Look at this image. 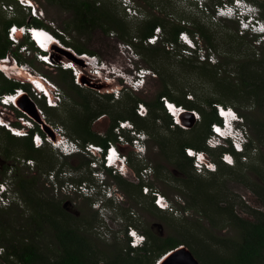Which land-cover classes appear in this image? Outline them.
I'll use <instances>...</instances> for the list:
<instances>
[{
  "label": "rangeland",
  "instance_id": "obj_1",
  "mask_svg": "<svg viewBox=\"0 0 264 264\" xmlns=\"http://www.w3.org/2000/svg\"><path fill=\"white\" fill-rule=\"evenodd\" d=\"M35 1L39 10H41V18L38 20H42L51 29L56 32H60L62 34L61 36H63L67 42L78 44L88 50H91L93 53H84L97 55L98 58L106 64V73L111 75L108 84L98 79L92 80L93 83L84 82L82 85H77L74 81V84L78 87L74 84L72 86V84H70L73 79L72 73L71 75L69 74L66 76V81L65 79L62 80V69L55 68L52 70L46 68L36 59L33 51L20 53L18 45L19 43H22L25 38L19 40L16 47L11 44L5 56L11 55L12 57L13 55L19 63L23 65L29 64L37 71L48 75L62 88L65 97L63 105L57 109L47 110L49 119L53 123L63 125L70 136L78 138L83 142H85V137L90 135L89 131L95 136H100L102 138H105L111 133L115 136L117 133L115 131V127L113 128V125L115 124L114 116H117L120 113L132 116L131 114L133 108H135V100L140 99L143 103L144 101H156L159 93L164 89L165 84L162 79L158 77L157 74L159 73L152 67L153 65L148 64L144 55L137 50L133 44H129L130 42H134L136 45H141L140 42H142L145 47H148L149 44L145 43L147 38L144 41H141L137 37H133L131 40L128 36L123 38L121 37L120 32L116 29H111L109 33H106L105 29L108 28L109 24H107L105 28H90L82 34L76 31H72V33H70L64 29L65 21L72 17L70 11L64 10L58 6V4L48 0ZM98 1V4L101 3L103 5L105 0ZM130 1L131 4L138 9L139 14H141V18L133 19L132 17H128L125 14L126 10H124L119 0H108L107 6H113V8H116L119 14L124 17L126 22H133L137 24L138 20L146 21L147 19L158 17L167 21L169 29L175 25H181L188 28V33H190V31H194L195 33L193 36L194 38L199 39L198 42L201 44L202 48H199L197 52L200 59L204 56H210L212 54L215 57V61H219V78H226L229 83L237 85L241 83L240 76L237 73H233L239 63L238 60L241 58L237 56V54L256 53L257 59H262L264 56V33L244 30L241 26V20L229 19L219 15L216 7L220 3L219 1L223 2V0H209L207 7L204 9L197 8L198 6H196L193 1L182 2V0H149L151 3L148 2V0ZM246 1L261 8V2L264 0ZM10 4L12 5L11 10H7L5 5L8 6ZM261 9L264 11V8ZM261 18L264 23V15ZM193 19L197 22H194ZM14 20H25V23L23 24L28 25L34 19L27 10L25 11L22 7L20 8L16 1L0 0V37H3L6 32L5 22ZM197 25H200L211 32L217 33L215 47H210L208 42L203 38L198 30ZM162 31V37L154 45L164 47L168 50L167 45L172 42H165L164 29H162ZM236 33L245 37L243 44L238 43L239 46L237 47H235V42H228L230 41L228 36V38L225 37V35H235ZM254 40H257V42H254ZM125 44L130 45V47L128 48V46H124ZM196 44L198 45V43ZM66 45L71 46L70 44ZM188 47L189 46L179 43L172 52L189 56L191 51H189V54H185L184 52V50H187ZM16 51L22 55L23 61H20V59L16 56ZM229 51H232L234 56L229 54ZM57 57L59 59H66L65 57H67V52L65 53V51L62 50L58 53ZM180 58L181 57H174V59H170V63L166 66V68L169 69V74L167 75H173V77L170 78L171 81L169 83V87L171 88L173 95L180 99H183V96L185 95L187 100L190 96L194 95L195 103L201 105L206 111L211 112L212 108L205 100L208 98H221L220 95L215 92V83L209 82L208 79L199 75L196 70H193L192 72L185 69L182 70L181 68L183 65L180 61L179 63L176 62L177 60H180ZM79 64L81 63L79 62ZM79 67L87 75L84 63H82ZM138 68H144L146 70H150L151 72H149L146 76L145 85L140 87L139 90H136L131 87V84L132 80L136 77V70ZM3 77L6 79L4 75ZM117 89L120 90L119 99H115L114 97ZM139 103L140 102L137 104ZM227 106H231L235 109V106H239L241 110L250 118L248 121L242 115L245 119L246 126L250 131L249 140L250 142L253 140L254 149L251 154L245 155L247 160H244L242 156L241 160L244 165L243 169H240V171L227 174L221 178H215L208 174V172L207 174H202L201 178L204 179L203 182L205 187L211 186L212 192L217 193L218 197L222 199V206H227L228 203L232 202L234 204V209L239 216L251 219L253 218V210L264 211L261 198L254 190L257 186L264 185V113L257 105H255L253 100L242 101L241 103L239 102L236 104L229 103ZM16 114L18 115L19 113L16 112ZM95 115L98 116L95 117ZM119 121L121 120H117L116 123L119 124ZM132 123H134L136 129L145 131L149 135V139L147 141V152L146 154L143 153L142 159L133 150L130 154L127 153L129 160L131 161L130 164L133 170H142L148 166H151L156 170L157 175H155L153 179L150 178L148 184L159 189L165 196H167L170 203L178 210L177 214L169 211L160 214L157 213L151 204L152 201L150 198L145 197V195H135V193L128 190L130 186L127 184V181L125 182L124 180L121 183L120 179H116L111 176V172L114 176L119 174V169L116 173H114L111 169L104 168L99 162L96 167H91V162H88L89 160L93 161V159H95L93 156L87 157L84 155H77L74 157H61L49 146L40 149V153H35L28 147L29 139L12 138L10 141L8 140L7 131L1 130L0 181H9L10 186L18 194V198L21 200V203L13 205L9 208L0 207L7 210L6 213L1 211L0 221L9 220L12 222V233L18 235L19 238L28 236L29 238L31 237L30 239H33L34 242H42L45 244L41 245V247L48 246L52 240L55 239L54 235L50 233L49 234L51 236L49 235L48 237L47 233L38 234L37 236L35 235L37 231L34 227L36 226H30L28 224V221L33 218L30 216L32 212L30 213L27 211L26 204L24 203L25 193H22L19 180L21 178L27 180L28 176H33V179L36 182V189L39 191L41 189H39V186H42V195L53 197L52 194L57 191H55L53 187L48 188L43 184L45 178L48 180L47 176L49 173L51 171H58L59 173L64 171L73 173L74 171H77L79 178L74 181H70V174L62 173V184H66L68 182L78 184L79 182L82 183L81 181L88 180V186L98 188V185H102V182L99 179H104L109 188H111L108 191L111 190L112 193L118 192L127 199L123 205L108 203V208H102L99 212L92 213L91 210L93 205L91 203L95 201L96 204H99L96 200L104 198V195L100 194L98 191H96L92 196H85L76 191L71 194L59 192L58 200H61L62 204L74 201L77 208L87 212L85 217L89 216L88 218L91 220L89 230L94 233L95 239L98 238L96 236V232H98L97 229H100L103 236L108 235L107 237H110L109 240L101 241L105 248L101 250L102 254L99 255L100 259L108 261L113 252H115L113 251L114 246H116V249L127 247L126 239L124 237H119L118 231L126 229L128 225H137V228L144 233L145 229L151 230L150 226L153 225L155 226V233L162 238L174 236L180 239L189 238L188 240H191L192 238L189 237L187 233L193 231L194 235L197 236L196 239H192V241H194L193 247L189 244H186V246L191 251L192 248L198 251L196 258L201 264H203L201 262L202 258L208 259V257L213 256V253L210 256L207 254L208 246L206 243H212L209 235H206L207 231L215 238H235L237 230L231 225L232 222H230L227 217H224V219L219 217L222 221H217L218 224L213 225V223L210 222V219L200 212L199 208H197V210L196 208L188 207V204H193V200L191 199L192 185L188 184L191 177L188 176V171L185 172L177 166L176 161H178V159L180 160L178 153L176 155L174 154L172 158L170 157L171 155L169 154V149L164 147V136H170V133L159 129L156 134L150 135L146 129L138 128L134 121H132ZM202 123L203 122L199 124L196 123L197 125H194L191 128L185 125L187 130H185V133L181 135L182 140L188 142L196 140L197 137L195 136L202 133ZM240 124H242V122ZM125 135L128 134L125 133ZM100 142L101 140L99 143ZM229 143L230 141H227V146ZM222 145H225V143L219 142L210 148L218 149ZM32 155L33 157L30 158L35 160L36 166L33 168L27 166V159H29L28 156ZM209 156L210 159L214 160L219 157V151H212ZM81 162H85V165ZM237 166L238 163L235 158V167ZM250 166L254 168L251 169ZM123 169H126V167H123ZM94 172L99 173L100 176L96 178L94 176ZM96 179L100 182H97ZM37 183L39 186H37ZM43 185L44 188H47L43 189ZM130 188L133 189L134 187L132 186ZM226 198H228L227 202L224 201ZM131 207H135L137 210L138 216L136 222L127 219L129 214L128 212L131 210ZM123 211H125L126 216H123ZM130 221L133 223H130ZM24 223L27 224V227L21 228ZM195 223H197V225ZM42 226L44 229L48 227V229H45L44 232L52 231L49 226ZM120 235H122V233H120ZM217 247V245L213 244L211 248L213 251H216ZM49 249L54 248L50 245L48 249L44 250ZM1 252L2 248H0V254ZM50 256L52 255L50 254ZM210 261L213 260L210 259ZM2 262L3 259L0 257V264H2Z\"/></svg>",
  "mask_w": 264,
  "mask_h": 264
},
{
  "label": "trees",
  "instance_id": "obj_2",
  "mask_svg": "<svg viewBox=\"0 0 264 264\" xmlns=\"http://www.w3.org/2000/svg\"><path fill=\"white\" fill-rule=\"evenodd\" d=\"M48 1L56 3L64 10L71 12L72 17L65 21L64 24V29L70 33H72V31H76L82 34L88 31L90 28H105V26L109 24L110 27L108 26V28L105 29L106 33H109L111 29H116L118 32H120L121 37L123 38L128 36L131 40L133 37H137L141 41H144L147 37L154 34L156 27H160L161 29H164L165 42H175L178 45L179 33L182 31H189L187 27L181 25H175L169 29L167 21L158 17H153L151 19H147L146 21L138 20L137 24L133 22H126L124 17L119 14L116 8H113V6H107L108 0H105L103 5L101 3L98 4V0ZM148 2L151 3L149 0ZM261 8H264V1L261 2ZM261 13L263 17V9H261ZM194 22L197 21L194 20ZM13 23L22 25L25 23V20L5 22L6 32L3 37H0V57L5 56L12 44V42L7 37V29ZM31 23L36 26L50 28L42 20L34 19ZM197 27L210 47H215L217 33L211 32L200 25H197ZM190 33L193 36L195 32L190 31ZM225 37L230 39L228 42H235V47L239 46V44H243L245 38L244 36L238 35V33L235 35L228 34L225 35ZM62 38L66 44L71 45L69 47L74 48L79 53H93L91 50H88L81 45L69 43L64 39V37ZM254 42H257V40H254ZM24 44H28L30 47L32 46V49L34 50L33 44L29 41L28 37L22 41V45ZM129 44H133L134 47H136V49L144 55L148 61V64L153 65L152 67L158 71L159 74L157 75L162 79L165 87L159 93L155 102L144 101L148 107V116L146 118H142L136 113L135 109L138 105L137 103L142 102L140 99H138L135 100V108H133L131 114L132 116L125 115L123 113L114 116L115 124L113 125V128L117 125V120L127 119L134 121L138 128L146 129L150 135L156 134L159 129L170 133V136H164V147L169 149V154L171 155L170 157L178 153L180 160L178 159V161H176L177 166L185 172L188 171V176L191 177L188 184L192 185L191 199L193 200V204H188V207L196 209L199 208L200 212L210 219V222H212L213 225L218 224L217 221H222L219 219V217L223 219L224 217H227L228 220L232 222L231 225L237 230V235L235 238H215L207 231L206 235H209L210 239L212 240V243H206L208 246L207 254L210 256L213 253V256L208 257V259L202 258L201 262L203 264H264V211L253 210V218L250 219L239 216V214L235 211L234 204L232 202L228 203L227 206H222V199L218 197L217 193L212 192L211 186L205 187L203 182L204 179L201 178L202 175L195 172L193 167V159L185 154L186 147H193L197 150L205 151L209 158V154L212 151H219V157L215 158L214 160L211 159L218 166L217 172L208 173L215 178H221L227 174H231L243 169L244 164L241 158L246 154H251L252 150L254 149L253 140L251 142L249 140V142L246 143V149L244 153H239L235 151L231 145L227 146L226 142H223L225 145H222L218 149H211L207 146L206 139L210 134L211 124L219 121L213 106L214 104H223L227 106L229 103L236 104L239 102L241 103L242 101L253 100L255 105H257L258 108L264 113V56L262 59H257L256 53L237 54V56L241 57L238 60L239 63L237 64V68L234 69L233 72L235 74L237 73L241 79V83L237 85L234 83H229L226 78H219V61L212 63L208 59L201 60L197 53L198 50H193L192 54L189 56H184L180 53H173L170 50H166L164 47H159L156 45H148V47H145L142 42H140L141 45H136L134 42H130ZM228 53L234 56L232 51H229ZM15 54L20 59V61H23L21 54H19L17 51ZM174 57H181L180 60L175 61L178 63L180 61V63L183 65L181 68L182 70L185 69L189 72L196 70L199 75L208 79L209 82L215 83V92L216 94H219L221 98H208L205 100L212 108L211 112L206 111L201 105L195 103L194 95L193 99L188 98V100L185 98V95L183 96V99L173 95L171 88L169 87V83L171 81L170 78L173 77V75H167L169 74V69H167L166 66L170 63V59L172 60ZM78 66H81V64H78ZM61 71L63 75H61L62 80L65 79L66 81V76L69 74L71 75V71ZM70 84L73 86V79ZM0 86L2 91L7 93L13 91L14 88L18 86V84L5 79L0 72ZM161 97H167L178 105H184L188 110H197L201 113L203 130L202 133H199L195 136L197 137L196 140L189 142L183 141L181 135L185 133V130L187 129L183 130V128L177 125L174 128L171 127L173 122L170 115L167 114L163 108ZM235 107L236 110H238L239 113L246 118V120H250L248 115L245 114L239 106ZM96 116L98 115H95V117ZM197 124H195V126ZM89 134L90 135H87L86 137L84 136L85 142L90 141L99 143L101 140L100 144H106L108 141L107 138L95 136L90 131ZM12 138L25 139L11 136L8 133V140L11 141ZM28 147L35 153H40L41 151L40 149H35L29 142ZM224 152H230L234 155L238 163L237 167L226 165L220 160V156ZM30 157H33V155L28 156V158ZM250 167L251 169L254 168L252 166ZM122 181L124 180H121V183ZM26 183L27 180L23 178L19 180L23 194L26 193ZM254 190L261 198V202L264 206V185L257 186V188H254ZM141 195L143 196L142 192ZM227 199L228 198H226L224 201L227 202ZM151 204L157 213L160 214L167 212L158 209L153 205L152 202ZM1 211L4 213L7 212V210L0 208V213ZM46 212H48L47 209H41L37 215L43 219V216L45 217L47 215ZM61 212L63 215L67 214L63 209H61ZM195 224L197 225V223ZM11 225L12 222L9 220L0 221V248H2L0 257L3 259L2 264H155L158 258L171 249H175L180 245L186 244H189L191 247H193L194 241H192V239H196L197 237L194 235L193 231H190L187 234L192 238L191 240H188L189 238L185 237V239H180L174 236L162 238L156 233H153L151 230L145 229L144 233L148 237V243L145 245V247L135 251L132 249L127 251L125 250V247L121 249H115L116 246H114L113 251L115 252H113L111 258L106 261L99 258V255L102 254V251L99 250V248H97L94 243L87 242L86 239L83 238L80 239L76 234L74 235V233L68 229L71 225H53V227L58 230V233L56 235L54 234V238L58 241L57 244L61 247L49 250L44 249H48L51 243L46 247H41L42 243L34 242L33 239H30L31 237L29 238L28 236H23L19 238L18 235L12 233ZM26 225L27 224L25 223L22 224L21 228L27 227ZM42 225L43 222L40 221L36 227H34L37 230V233L35 234L36 236L41 234L38 231L43 228ZM213 244L218 246L216 251H213L211 248ZM192 252L195 256L198 255V251L196 249L192 248ZM47 253H50L52 256ZM210 259L213 261H210Z\"/></svg>",
  "mask_w": 264,
  "mask_h": 264
},
{
  "label": "built area",
  "instance_id": "obj_3",
  "mask_svg": "<svg viewBox=\"0 0 264 264\" xmlns=\"http://www.w3.org/2000/svg\"><path fill=\"white\" fill-rule=\"evenodd\" d=\"M119 1L124 10H126L125 14L128 17H132L133 19L141 18L138 9L131 4L130 0ZM189 1H193L203 9L207 7L204 0H182V2ZM19 3L23 10H27L32 15L33 19L41 18V10H39L35 0H30V2L29 0H19ZM11 6V4L8 6L5 5V8L11 10ZM217 9L218 13L222 12L229 16H232L233 13L236 12L227 3L224 7L218 6ZM237 19L241 20L244 24L249 22V19L244 18L243 11L237 13ZM13 29H15V31H13ZM256 30H259V28ZM18 32L22 33L24 38L28 37L34 47V50H32L30 46L22 45L19 48L20 53L33 51L36 59L46 68L52 70L60 68L62 70L71 71L73 81H75L77 85H82L84 82L93 83L92 80L98 79L107 84L110 81L111 75L106 73V64L99 59L97 55H91L88 53L79 54L77 51H73L76 58H82L85 55L89 57L88 60H83V62H85L84 65L87 75L78 66L79 63L76 62L75 58L69 56L68 53V57H65L66 59H59L57 55L61 52V49L70 48L64 42L62 38L63 36H61L62 34L60 32H56L48 27L36 26L32 23L28 25L13 23L7 29V37L14 47H16L17 42L20 40V37H22ZM36 32L44 33V36H46L47 39V43L44 42L46 47H44L42 43L39 42V39L36 38ZM162 34V29L157 27L154 30V34L147 37L145 43L149 45L156 44L162 37ZM185 37H187V39H185ZM196 39L197 38L191 36L187 31H182L179 33L178 43L190 47V44L194 43ZM176 45L175 42L169 43L167 49L174 51ZM124 46H128V48L130 47V45L126 44ZM189 47L187 50H184L185 54H189V51H191L192 54L193 50ZM207 59L212 63L216 62L215 57L212 54L201 58V60ZM6 62L11 64V69L5 70L3 68ZM21 69H25V72L28 73L29 80L24 81L17 78V70ZM0 72L6 77V79L18 84L13 91L7 93L3 92L0 88V122H2L0 123V132L1 130H5L11 136L29 139L35 149H43L44 147L49 146L61 157H74L77 155H84L87 157L93 156L95 159H93L91 167H96L99 162L104 168L111 169L114 173H116L118 169L126 167L123 166V163L119 164V161L125 160L128 165L129 156L122 153V149L117 146L116 142H109L105 147L93 142L85 143L78 138L70 136L63 125L58 123L55 124L49 119L47 110L60 108L63 105L65 97L62 88L48 75L37 71L29 64L23 65L19 63L13 55L12 57L11 55L0 57ZM149 72L151 71L144 68H138L136 70V77L132 80L131 87L136 90L143 87L146 83V76ZM114 97L115 99L120 98L119 89L116 90ZM190 98H193V96H190ZM170 101L171 100L167 97H161L163 108L172 119V128L177 125L187 129V123L194 122V124H196L202 121V115L199 111L188 110L184 105L176 104L175 106L173 103L171 104ZM213 106L219 121L211 124L210 134L207 137V146L209 148L215 146L217 143L222 142V137L225 136L231 139L233 149L238 152L240 148L245 147L244 143L249 142L250 139V131L246 126L244 117L231 106H225L223 104H214ZM186 110L192 115H183V111ZM229 110H231V112H229ZM16 112L19 114L17 115ZM136 112L138 116L146 118L148 116V107L145 103L140 102L136 107ZM233 113L235 114V118H233ZM181 116H183L184 122H182ZM232 119H237V122L232 121ZM241 122L242 124H240ZM217 128L220 129V132L216 131ZM115 129L117 133V142L122 145L121 148L131 147L132 150L142 159L143 153L146 154L147 152L149 135L145 131L136 129L134 123L130 120L119 121V124L115 126ZM124 132L128 135H125ZM237 145H239V147H237ZM113 150H115V155H113ZM185 154L193 159V167L197 174H207L211 170L217 171L218 169L217 164L208 157L205 151H200L193 147H186ZM225 157H229L231 162H229L228 159H225ZM243 159L247 160V157L244 155ZM220 160L229 166H232L235 163V157L230 152L222 153ZM209 165H212V167H209ZM27 166L33 168L35 166V160L31 158L27 159ZM152 172L153 168L148 166L141 170L140 175L144 180H149ZM61 175L62 173H59L58 171H51L47 176L48 180L52 183V187L57 192L71 194L76 191L85 196H92L97 191L96 187L88 186L87 181L80 184H75L73 182L62 184ZM94 176L98 178L100 174L94 172ZM58 178H60L61 182ZM99 180L102 182V188L103 191L106 192L107 197L113 195L111 190L108 191L111 188H109L105 180ZM142 193L145 196H150L153 205L158 209L174 212L176 214L178 213V210L170 203L167 196H165L159 189L152 188L148 183H145L142 187ZM19 203H21V200L18 198V194L10 186L9 181H0V207L9 208ZM133 233H135V235H133ZM121 237L126 239L127 247H125V250L127 251L130 249L133 251L138 250L145 247L148 243L147 235L134 225H128ZM138 237H143V239L139 240ZM164 257L165 255L158 258L155 264H159Z\"/></svg>",
  "mask_w": 264,
  "mask_h": 264
},
{
  "label": "flooded vegetation",
  "instance_id": "obj_4",
  "mask_svg": "<svg viewBox=\"0 0 264 264\" xmlns=\"http://www.w3.org/2000/svg\"><path fill=\"white\" fill-rule=\"evenodd\" d=\"M105 138L108 139L106 144H100V143H96V144L105 147V146L108 145L109 142L114 141V142H116L117 146L120 149H122V153L130 154L132 152V148L131 147L121 148L122 145H120L117 142V136L116 135L114 136V134L112 135V133H111L110 135L106 136ZM88 142H90V141H88ZM90 162L92 163V161L89 160L88 163H90ZM130 162L131 161L129 160V163L126 166V169H121L120 168L119 169L120 170L119 174H117L115 176L111 172V176L116 178V179L117 178L120 179V180L123 179V180H125V182L127 181L128 182L127 184L130 187H132V186L134 187L133 189H131L129 187L128 190L131 191L132 193H135V195L136 194L141 195L142 187L145 185V183H148L147 181H149V180H144L141 177V175H140L141 170L140 169L136 168L137 170H133ZM81 163L85 165V162L84 163L81 162ZM36 165H37V163H36ZM62 173L70 174L71 175L70 176L71 177L70 181L71 180L74 181L75 179L79 178V175H78L77 171H74L73 173L64 171ZM155 175H157V172L153 168V172H152L150 178L153 179L155 177ZM58 180L60 181V178H58ZM85 181H88V180H85ZM81 182H84V181H81ZM35 183L36 182L33 179V176H28L27 183H26V193L24 195V203L26 204L27 211H29L30 213L32 212V214L30 216H32L33 218L30 221H28V224L30 226H36L37 223H39L40 221L43 222V225L49 226L52 231L51 232H44L45 229H48V227H47L45 229L42 228L38 232H40L41 234H43V233L46 234L47 233L48 234L47 237H48L50 234H53V235L55 234L56 235L58 233V230L56 228H54L53 225H64V226L71 225L68 229L71 230L74 233V235L76 234L80 239L81 238L86 239V241L90 242V243L91 242L94 243V241L96 240L95 241L96 244L94 243V245H96L97 248H99L100 250H103V248H105L101 241L102 240H109L110 237H107L108 235H106V236L104 235L103 236L101 231H100V229L95 228L98 231V232H96V236L98 238L97 239L94 238V236H95L94 233L91 230H89V226H90L91 220L88 218L89 216L85 217L87 212H84V211L80 210L79 208H77L75 203H74V201L62 204L61 203L62 201L58 200L59 192H55L54 191L55 193L52 194L53 197L43 196L42 192H41L42 186L40 187L39 184L37 183V186H39V189L41 188L38 191L36 189ZM43 184L45 186H47L48 188H52V183L49 180H47L46 178H45ZM78 184H80V182ZM44 185H43V189L47 188V187L44 188ZM152 188H154V187L152 186ZM140 189H141V192H140ZM113 194H114L115 199H116V200H114V202L113 201L111 202V201L106 200L104 198H102V199L100 198V199L96 200L99 204H96V202L93 201L91 203L93 205V208L91 210L92 213L93 212L97 213L100 210H102V208H104V207L108 208V203H111V204L115 203L117 205H123L127 201L126 197H123L118 192H114ZM145 197L150 198L151 201H152V198L150 196H145ZM41 209H47L48 210V212H46L47 215L45 217L43 216V219H41L37 215V213ZM61 209H64L68 215L67 214H66L67 216L63 215L62 212H61ZM115 210H116V208H115ZM91 211H90V214H91ZM128 213L129 214H128L127 219H130V220H133L134 222H136L138 213H137V210L135 209V207H131V210ZM123 214H121V215L126 216L125 215L126 214L125 211H123ZM131 222L132 221H130V223ZM102 224H103V222H102ZM135 226L137 227V225H135ZM103 227H104V225H103ZM150 228H151L152 232L155 233V230H154L155 226L151 225ZM124 230H120L121 232L118 231L119 232L118 233L119 237H121L120 233L123 234ZM91 232H92V234H91ZM57 243H58V241L56 239L52 240L51 245H52V247L54 249H57V248L61 247ZM41 245H45V244L42 243Z\"/></svg>",
  "mask_w": 264,
  "mask_h": 264
},
{
  "label": "clouds",
  "instance_id": "obj_5",
  "mask_svg": "<svg viewBox=\"0 0 264 264\" xmlns=\"http://www.w3.org/2000/svg\"><path fill=\"white\" fill-rule=\"evenodd\" d=\"M14 1H16L18 4H20L19 0H14ZM208 1L209 0H204L206 5H207ZM237 2H238L237 4H234V0H223V2L220 1V3L216 7V8H218V6H223L224 7V5L227 3L228 5H230L234 9V11H236V12L233 13L232 16L225 15L222 12L218 13V9H217V13L219 15H221L223 17H226V18H229V19H237V13H239L240 11H243V14L245 15V19H249V22H247L245 24L243 22H241L242 28L244 30H251L253 32H263L264 33V28H263L264 27V23H263L262 18H261L262 17V15H261L262 13H261L260 7L256 6L255 4H252L251 2H247L246 0H237ZM196 5L198 6V4H196ZM198 8L203 9L202 7H199V6H198ZM237 20H239V19H237ZM257 26H260L261 29L260 30H256ZM23 38H24V36H22L20 38V40L23 39ZM198 41H199V39L197 38L194 41V43L190 44V48H192V50H199V48L202 49L201 48V44ZM196 43H198V45ZM24 45L29 46L28 44H24ZM21 46H22V43H19L18 47L20 48ZM79 54H82V53H79ZM232 121L237 122V119H232ZM222 139H223L222 143L223 142L227 143V141H230L228 146H230V145L232 146L231 139H229V137L223 136ZM244 146H245L244 148L242 147V148H240L238 150L239 153H244L245 152L246 143H244ZM121 163H123V166H127V163H126L125 160L124 161H119V164H121ZM232 166H235V163ZM96 181L100 182L98 179H96ZM97 191L100 194L104 195V199L114 202V200H115L114 194L111 195L110 197H107L105 195L106 192L103 191L102 185L101 186L98 185Z\"/></svg>",
  "mask_w": 264,
  "mask_h": 264
},
{
  "label": "water",
  "instance_id": "obj_6",
  "mask_svg": "<svg viewBox=\"0 0 264 264\" xmlns=\"http://www.w3.org/2000/svg\"><path fill=\"white\" fill-rule=\"evenodd\" d=\"M183 115H192V114L189 112ZM181 120L182 122H184L183 116H181ZM186 125L187 127L191 128L195 124L194 122H190L187 123ZM164 255L165 257L167 255L168 256L163 264H201L200 261L193 254V252L186 245L183 246L180 245L178 248L171 249L165 252L162 256Z\"/></svg>",
  "mask_w": 264,
  "mask_h": 264
},
{
  "label": "bare ground",
  "instance_id": "obj_7",
  "mask_svg": "<svg viewBox=\"0 0 264 264\" xmlns=\"http://www.w3.org/2000/svg\"><path fill=\"white\" fill-rule=\"evenodd\" d=\"M238 2H237V0H234V4H237ZM244 15V14H243ZM244 18H245V15H244ZM259 28V30L261 29V27L259 26V27H256V29H258ZM20 32H18V34H19ZM36 34V38L37 39H39V42L40 43H42V45L44 46V47H46V44L44 43V42H46L47 43V39H46V36H44V33L43 32H36L35 33ZM20 35L22 36V33H20ZM21 38V37H20ZM61 51H62V49H61ZM63 51H65V53L67 52L68 54H69V56H72L73 58H75V60H76V62L77 63H85V62H83V60H88L89 59V57L88 56H83L82 58H76L75 56V54L73 53V51H76L74 48H72V47H70V48H63ZM68 57V56H67ZM10 65L11 64H8L7 62L4 64V69L6 70H8V69H11V67H10ZM14 65V64H13ZM16 76H17V78H19V79H21V80H24V81H27V80H29V76H28V73H26L25 72V69H21V70H17V73H16ZM170 103L172 104H174L175 106H176V103H174V102H172V101H170ZM185 113H189V111L188 110H186V111H183V114H185ZM176 114H177V112H176ZM124 121H126V120H124ZM116 153H115V150H113V155H115ZM115 158V157H114ZM212 171V170H211ZM210 171V172H211ZM213 171H216V170H213ZM105 208V207H104ZM168 256V255H167ZM167 256L162 260V262H160L159 264H163L164 262H165V260H166V258H167Z\"/></svg>",
  "mask_w": 264,
  "mask_h": 264
},
{
  "label": "snow or ice",
  "instance_id": "obj_8",
  "mask_svg": "<svg viewBox=\"0 0 264 264\" xmlns=\"http://www.w3.org/2000/svg\"><path fill=\"white\" fill-rule=\"evenodd\" d=\"M29 2H30V0H29ZM13 31H15V29H13ZM185 39H187V37H185ZM189 43H190V41H189ZM229 112H231V110H229ZM222 114H223V110H222ZM232 115H233V118H235V114L233 113ZM0 123H2V122H0ZM216 131H217V132H220V129L217 128ZM237 147H239V145H237ZM190 154H191V153H190ZM225 159H228L229 162H231L229 157H225ZM209 167H212V165H209ZM133 235H135V233H133ZM138 239H139V240H142L143 237H138Z\"/></svg>",
  "mask_w": 264,
  "mask_h": 264
},
{
  "label": "crops",
  "instance_id": "obj_9",
  "mask_svg": "<svg viewBox=\"0 0 264 264\" xmlns=\"http://www.w3.org/2000/svg\"><path fill=\"white\" fill-rule=\"evenodd\" d=\"M28 142H29V143H31V141H30V140H29Z\"/></svg>",
  "mask_w": 264,
  "mask_h": 264
}]
</instances>
